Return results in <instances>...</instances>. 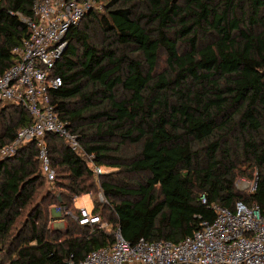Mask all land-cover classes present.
Returning <instances> with one entry per match:
<instances>
[{
	"label": "trees",
	"instance_id": "1",
	"mask_svg": "<svg viewBox=\"0 0 264 264\" xmlns=\"http://www.w3.org/2000/svg\"><path fill=\"white\" fill-rule=\"evenodd\" d=\"M99 1L67 30L53 66L61 84L48 94L94 164L126 182L96 175L55 133L44 137L49 186L34 142L0 159V264L77 261L117 228L129 243L177 242L213 220L212 204L254 203L264 216V0ZM33 2L0 0V72L29 35ZM31 121L2 108L0 147ZM241 178H256L254 190H238ZM87 193L109 228L78 222L74 201ZM55 206L62 229L48 226Z\"/></svg>",
	"mask_w": 264,
	"mask_h": 264
},
{
	"label": "built area",
	"instance_id": "2",
	"mask_svg": "<svg viewBox=\"0 0 264 264\" xmlns=\"http://www.w3.org/2000/svg\"><path fill=\"white\" fill-rule=\"evenodd\" d=\"M98 8L99 0H34L33 17L22 18L29 35L13 49L12 64L0 72V110L19 106L32 119L0 147V159L14 156L22 145L34 142L48 182L54 180L55 172L44 141L47 133L63 137L70 150L87 162L95 174L101 172L92 154L83 149L78 136L68 131L59 118L48 94L61 84V79L53 74V66L67 43V30ZM255 181L256 178H241L236 187L253 191ZM201 200L205 201L204 196ZM211 207L213 220H202L199 229L177 242L140 237L129 243L117 228L110 246L94 249L77 261L70 255L64 264H264V216L258 206L238 201L233 210L216 204ZM78 222L106 225L85 208L80 209Z\"/></svg>",
	"mask_w": 264,
	"mask_h": 264
},
{
	"label": "rangeland",
	"instance_id": "3",
	"mask_svg": "<svg viewBox=\"0 0 264 264\" xmlns=\"http://www.w3.org/2000/svg\"><path fill=\"white\" fill-rule=\"evenodd\" d=\"M101 10H102L101 2L99 1V8L96 11H101ZM163 58H164L163 53L160 52L156 72H160L165 68ZM8 107H10V106H8ZM100 169H101V172L99 173L100 175L101 174H111L113 178L122 179L124 182H126L125 176L122 174H119L117 169L107 167V166H100ZM138 178H139L138 176H131L130 180L136 181V180H138ZM48 184H50V183L46 182L45 186H49ZM52 190H53V192H55V194L58 193L57 188H54ZM100 194L101 193L96 192L94 194V196H96L97 200L99 202H101V204H103V203H105L104 196L102 194H101L102 196H100ZM57 196H59V194H57ZM74 203H75V206L78 207L79 209L85 208L89 212V211H91V207H92V196L89 193L82 194V195L75 198ZM109 214H110L109 211L105 210V217L104 218L106 220L109 217ZM48 226L50 228H59V229H62L66 226V220L62 218L61 208H59L57 206L50 208V220L48 222ZM108 226L109 225H105L106 228H109Z\"/></svg>",
	"mask_w": 264,
	"mask_h": 264
},
{
	"label": "water",
	"instance_id": "4",
	"mask_svg": "<svg viewBox=\"0 0 264 264\" xmlns=\"http://www.w3.org/2000/svg\"><path fill=\"white\" fill-rule=\"evenodd\" d=\"M255 183H256V181H255Z\"/></svg>",
	"mask_w": 264,
	"mask_h": 264
}]
</instances>
